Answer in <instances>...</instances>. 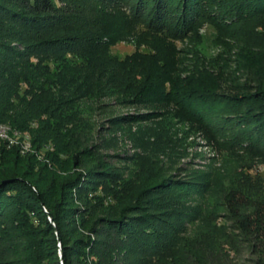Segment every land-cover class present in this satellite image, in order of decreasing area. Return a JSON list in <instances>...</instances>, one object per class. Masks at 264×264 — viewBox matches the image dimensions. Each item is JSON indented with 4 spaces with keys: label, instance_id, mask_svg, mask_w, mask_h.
<instances>
[{
    "label": "trees",
    "instance_id": "1",
    "mask_svg": "<svg viewBox=\"0 0 264 264\" xmlns=\"http://www.w3.org/2000/svg\"><path fill=\"white\" fill-rule=\"evenodd\" d=\"M117 1L0 0V124L8 126L11 134H18L20 142L27 138L31 151L24 152L19 145L7 147L0 141V220L4 218L0 222V264H6L9 258L27 264H60L57 240L61 242L63 264H72L71 259L77 256L85 260L89 257L85 251L89 254L96 249L105 251L104 261L115 262L123 252L132 257L155 258L152 264H192L193 256L184 254L182 248L174 249L172 239L155 228V223L170 228L166 215L145 210L139 204L125 206L118 215L100 221L113 233L111 241L72 239V223L62 229L81 214L78 208L68 206L66 192L77 190L85 181L92 185L112 175L95 162L89 170L72 173L80 165L79 158H99L94 148L87 149L88 138L78 123L67 110L58 108L82 85L90 88L100 84L99 77L107 70L94 62L107 60L103 50L113 42L103 24L111 15H116L125 27H132L131 21L136 20L133 29L140 36L167 40V46L177 35L191 32L200 15L225 30L236 27L241 31L248 26L247 32L241 33L245 40L239 42L249 49L238 65V72L245 77V92L231 95L209 88L195 93L204 100L223 104L224 111L231 112L222 117V129L227 130L233 143L264 153V0H131L129 16L105 8ZM257 53H261L259 57ZM78 55L81 60L77 64L67 58ZM155 60V68L159 69L162 64ZM107 62H111L110 79L118 82L129 98L161 94L159 86L175 85V73L157 75L124 61ZM41 150L44 152L38 159L36 153ZM173 183L174 178L164 179L151 189L161 196V191ZM225 203L235 221L234 230L244 238L246 247L264 255V202L231 191ZM32 221L40 222L42 228L36 230ZM118 236L126 237L132 246L123 248L124 239ZM193 251L192 255L204 259L195 246Z\"/></svg>",
    "mask_w": 264,
    "mask_h": 264
},
{
    "label": "rangeland",
    "instance_id": "2",
    "mask_svg": "<svg viewBox=\"0 0 264 264\" xmlns=\"http://www.w3.org/2000/svg\"><path fill=\"white\" fill-rule=\"evenodd\" d=\"M117 2L105 8L113 14H132L131 0ZM111 16L103 24L113 42L103 50L106 59L124 61L157 75L175 73V85H158L161 94L132 99L123 93L118 82L110 79L111 62L96 59L94 63L107 70L99 77L100 84L90 88L82 85L58 105L78 123L88 138L87 149L94 148V155L99 158H79L80 165L72 173L89 170L91 162H95L112 174L102 182L87 185L85 181L77 190L66 192L68 206L78 208L81 214L62 229L72 223V239L111 241L113 233L100 221L118 215L125 206L139 204L145 210L166 215L170 228L165 229L160 223H155V228L172 239L174 249L182 248L184 254L193 256L192 264H264V255L246 247L244 238L234 230L235 221L225 205V197L231 191L264 202V153L233 143L227 130L222 129V117L231 112L224 111L223 104L204 100L195 93L209 88L222 94L245 92V77L238 72V65L249 49L239 42L245 40L241 33L247 32L248 26L241 31L236 27L227 31L200 15L191 32L177 35L167 46V40L140 36L133 29L136 20L131 21L132 27H125L116 15ZM71 57L67 56L76 64L81 60L79 55ZM155 59L162 64L159 69L155 68ZM43 152L36 153L38 159ZM170 178L176 183L161 191L163 195L151 189ZM48 220L55 228L51 218ZM32 223L36 230L42 228L40 222ZM118 237L124 239L123 248L132 246L126 237ZM41 241L46 242L44 236ZM60 244L57 240V258L63 264ZM194 246L204 259L192 255ZM87 252V259L77 256L71 259L72 264H152L156 260L122 252L111 262L103 260L102 249ZM7 261L6 264H27L16 258Z\"/></svg>",
    "mask_w": 264,
    "mask_h": 264
},
{
    "label": "bare ground",
    "instance_id": "3",
    "mask_svg": "<svg viewBox=\"0 0 264 264\" xmlns=\"http://www.w3.org/2000/svg\"><path fill=\"white\" fill-rule=\"evenodd\" d=\"M0 141H4L8 144V146L11 145H19L20 148L27 152L30 148L29 142L27 138H24L21 142L19 141V136L16 133L11 134L10 128L6 125L0 124Z\"/></svg>",
    "mask_w": 264,
    "mask_h": 264
},
{
    "label": "built area",
    "instance_id": "4",
    "mask_svg": "<svg viewBox=\"0 0 264 264\" xmlns=\"http://www.w3.org/2000/svg\"><path fill=\"white\" fill-rule=\"evenodd\" d=\"M5 145H7V147H8V144H5Z\"/></svg>",
    "mask_w": 264,
    "mask_h": 264
}]
</instances>
